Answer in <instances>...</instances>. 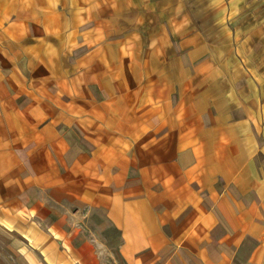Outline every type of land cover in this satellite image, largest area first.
Segmentation results:
<instances>
[{
	"label": "crops",
	"instance_id": "0c3cea01",
	"mask_svg": "<svg viewBox=\"0 0 264 264\" xmlns=\"http://www.w3.org/2000/svg\"><path fill=\"white\" fill-rule=\"evenodd\" d=\"M182 1L0 0L9 264H117L93 211L123 264H264V15L234 52Z\"/></svg>",
	"mask_w": 264,
	"mask_h": 264
},
{
	"label": "rangeland",
	"instance_id": "374dc122",
	"mask_svg": "<svg viewBox=\"0 0 264 264\" xmlns=\"http://www.w3.org/2000/svg\"><path fill=\"white\" fill-rule=\"evenodd\" d=\"M183 2L187 6L188 21L193 27L192 33L197 32L198 28V32H200L202 30L201 26H208V30H206L208 32L211 22L219 21L221 25L220 38H225V42H227L228 37L230 39L232 37L233 43L230 44L229 49L234 52L233 49H237L239 42L241 43L246 36L245 28L251 26L249 23L245 24V21H259L260 17L264 15V0H183L182 5H184ZM193 36L195 35L193 34ZM212 47L213 45L210 43L207 49L204 47V51L210 52ZM220 51L227 50L220 49ZM84 226L92 234L98 236L105 247L103 252L106 256L111 254L113 261L115 260L117 264H123L116 248L112 247L119 241V233L100 211L91 212ZM7 244V236L0 234V264H9L10 260H14L12 255L9 254Z\"/></svg>",
	"mask_w": 264,
	"mask_h": 264
}]
</instances>
